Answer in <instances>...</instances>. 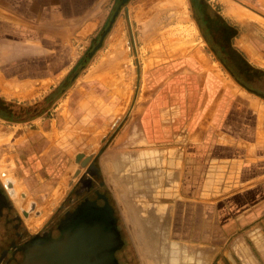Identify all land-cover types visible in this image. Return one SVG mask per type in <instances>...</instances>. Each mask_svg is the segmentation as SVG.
Wrapping results in <instances>:
<instances>
[{"label": "crops", "instance_id": "0c3cea01", "mask_svg": "<svg viewBox=\"0 0 264 264\" xmlns=\"http://www.w3.org/2000/svg\"><path fill=\"white\" fill-rule=\"evenodd\" d=\"M160 1L177 16L186 12L196 29L176 41L171 32L153 31L151 47L166 55L141 69L129 115L96 159L99 170L131 237L124 208L137 226L149 264H257L264 259V60L246 35V20L256 16L253 31L264 34V0H215L217 7L190 0L192 16L180 0ZM125 6L126 0H0V107L26 111L48 101L42 111L49 112L96 65L86 79L99 78L112 92L90 97L77 112L89 113L84 124L97 134L100 122L118 125L107 121L120 114L105 97L129 95L121 77L131 59L124 55L131 47ZM145 32L141 26V42ZM89 36V51L81 54ZM76 70L73 84L60 90ZM41 91L26 106L12 100Z\"/></svg>", "mask_w": 264, "mask_h": 264}, {"label": "rangeland", "instance_id": "374dc122", "mask_svg": "<svg viewBox=\"0 0 264 264\" xmlns=\"http://www.w3.org/2000/svg\"><path fill=\"white\" fill-rule=\"evenodd\" d=\"M176 2L179 7L186 5L185 8L188 9L189 16H192L190 0ZM181 2L186 4H180ZM212 3L217 7V1L212 0ZM164 5L165 2L160 0H128L123 8L126 15L124 24L127 27L131 44L129 54H124L131 56V59H127L130 64L123 67L126 81L129 82V95L121 97L114 93L113 96L105 97L109 101L113 100V103L111 102L113 109L114 106L116 109L119 108L116 114H120L116 119L109 116L107 121L110 124L118 125H109L108 127L107 124H100V122L97 134L95 127L91 130L86 129L87 126L89 128L90 124H84L89 113L77 112V107L82 103L87 104V101L89 103L90 97H102L106 90L112 92L110 87L99 78L87 80L90 73L95 72L96 65H91L86 69L79 81L64 96L65 98L56 103L49 112L41 111L42 108H46L48 104L46 102V105H43L35 114L28 115L23 109L13 107L8 109L17 111V117L8 119L0 117V182L20 218L19 242L49 229L58 235V225L66 219L68 211L74 210L77 202L85 199L98 200L100 205L104 202V199L99 198L100 194L96 195L95 193L97 190L105 194L108 191L105 177L100 172L99 162L96 159L99 158L98 156L109 145L114 134L126 121L137 96L141 69L147 66L148 62L159 60L166 55L164 52L161 54L159 49L151 47L153 45L151 34L154 30L168 31L171 32L170 41H176L183 37L185 39L186 36L189 37V33L186 32L187 28L194 24L191 17H186V12L183 16H177L174 10L165 9ZM186 18H190V21L189 19L186 21ZM249 20V18L246 20L249 23V32H246V35L253 36V39L250 38L251 43L255 47L259 45L258 49L264 60V42H260V40H264V34H259L260 38L253 31L258 29L256 16L251 19L253 21L249 22ZM259 20L262 18L259 17ZM141 26L147 27V33H144L147 37L144 42L140 40ZM181 28L185 30H181ZM91 39V36L83 38L81 54L89 51ZM150 40L152 42H149ZM161 50L163 51V49ZM97 58L94 60L96 63L100 61V58L98 60ZM75 72L77 70L73 71L61 86L59 85L60 90L73 84L75 80L72 78ZM128 85L125 86V89L126 87L128 89ZM43 91L29 98L15 95L12 100L19 101L21 106H26L37 101L44 94ZM27 119L30 121L27 122ZM99 121L102 120L99 119ZM44 134H47L48 137ZM101 134H104L103 137ZM97 135L100 137L98 138ZM81 152L92 157L86 165L82 164L83 160L78 161L77 159ZM90 188L92 189L90 190ZM107 196L113 205L112 207H114V216L121 218L123 236L131 249L134 250V258L137 260L139 255L135 243L122 220L117 201L109 191ZM4 248H6L5 245L2 249ZM12 257L6 253L1 259V264H21L24 254L22 252L17 253L16 258H14L15 262L11 261ZM258 259L257 264H264V259ZM136 262L140 264L138 260Z\"/></svg>", "mask_w": 264, "mask_h": 264}, {"label": "flooded vegetation", "instance_id": "af4514ba", "mask_svg": "<svg viewBox=\"0 0 264 264\" xmlns=\"http://www.w3.org/2000/svg\"><path fill=\"white\" fill-rule=\"evenodd\" d=\"M7 113H9L7 109L0 107V116L3 117ZM15 113L11 111L9 114ZM95 193L96 195L100 194L99 198L104 199V202L101 205L98 200L92 199L77 202L74 210L72 212L68 211L66 219L58 225V235H55L53 230L49 229L38 232L19 242L18 227L20 218L0 182V264L6 253L13 256L11 261H14L16 254L19 252L24 254L21 264H25L32 249L38 245L64 238L66 236L65 232L70 231L73 227H84L88 231L94 232V234L95 232L100 233L96 234L101 238L100 242L96 243L95 250L97 253L89 256L92 264H137L133 254L134 250L131 249L123 236V228L120 224L121 218H117L113 214L114 207H112L113 205L107 196L108 191L106 194L100 193L98 190ZM8 242L10 243L7 244ZM3 245L6 248L2 249ZM113 246H115L114 250H112Z\"/></svg>", "mask_w": 264, "mask_h": 264}, {"label": "water", "instance_id": "95a60500", "mask_svg": "<svg viewBox=\"0 0 264 264\" xmlns=\"http://www.w3.org/2000/svg\"><path fill=\"white\" fill-rule=\"evenodd\" d=\"M102 42L103 40H101L96 50L102 45ZM81 156L78 155L77 159L80 160ZM89 160L90 158H87L82 164L86 165ZM120 203L122 204V201ZM122 207L124 208L123 204ZM124 213L142 262L143 264H149L150 260L144 255L145 243L139 240L134 231L137 226L131 222L130 215L125 208ZM97 233L94 234V232L88 231L84 227H73L70 231L65 232L66 236L64 238L38 245L32 249L25 264H92L89 256L97 253L95 250L96 243L100 242L101 239L99 235H96ZM115 246L112 250L115 249Z\"/></svg>", "mask_w": 264, "mask_h": 264}, {"label": "trees", "instance_id": "16d2710c", "mask_svg": "<svg viewBox=\"0 0 264 264\" xmlns=\"http://www.w3.org/2000/svg\"><path fill=\"white\" fill-rule=\"evenodd\" d=\"M226 53H227V55L229 54L228 53V50H226ZM235 60H237L238 61V59H237V57H235L234 58ZM235 63H237L242 69H243V71L244 72H246V71H248V68L245 66V65H243V64H239V61L238 62H236L235 61ZM46 102H48V101H44V102H42V103H39L38 105H36V106H33V107H28L27 109H26V114H28V115H30V114H35V113H37V112H39V110L42 108V106L44 105H46L45 103ZM45 108V107H44ZM44 108H42L41 109V111L44 109ZM3 115V114H2ZM5 116H3V117H7V118H11V117H17V114L15 113V114H9V113H7V114H4ZM10 116V117H9Z\"/></svg>", "mask_w": 264, "mask_h": 264}, {"label": "bare ground", "instance_id": "6f19581e", "mask_svg": "<svg viewBox=\"0 0 264 264\" xmlns=\"http://www.w3.org/2000/svg\"><path fill=\"white\" fill-rule=\"evenodd\" d=\"M180 4H184V5H185L186 3H182V2H181ZM183 7H184V6H183ZM185 7H186V5H185ZM183 9H184V8H183ZM185 9H186V8H185ZM185 9H184V10H185ZM186 10H187V9H186ZM187 29H188L187 31H189L190 34H191L193 31H195L196 28L194 29V28L192 27V25H191V26H189V28H187ZM187 31H186V32H187ZM194 34H195V33H194ZM190 36H191V35H190ZM193 36H194V35L192 34V37H193ZM197 54L199 55V53H197ZM201 56H203V55H201ZM201 56H200V57H201ZM203 57H204V56H203ZM201 58H202V57H201ZM203 60H204V59H203ZM116 65L118 66V63L115 64V65H113V66H116ZM122 65H124V64H122ZM122 65L120 66V68L122 67ZM125 67H126V66H125ZM116 68H118V67H115V68H113V69H116ZM120 68H119V69H120ZM117 70H118V69H117ZM120 70H121V69H120ZM115 71H116V70H115ZM118 72H119V70H118ZM118 72H117V73H118ZM119 73H120V72H119ZM119 73H118V74H119ZM122 73H123V71L121 72V77H123V75H124V74L122 75ZM124 78H125V77H124ZM118 79H119V78H118ZM121 79H122V78H121ZM121 79H119V80H121ZM122 81H123V80H122ZM122 81H120V82H122ZM125 81H126V79H125ZM119 84H120V83H119ZM116 87H117V86H116ZM117 88H119V87H117Z\"/></svg>", "mask_w": 264, "mask_h": 264}]
</instances>
